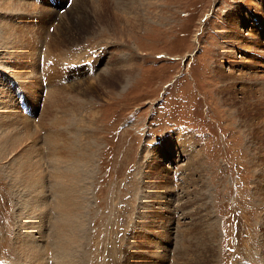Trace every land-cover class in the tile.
Returning a JSON list of instances; mask_svg holds the SVG:
<instances>
[{
  "label": "rangeland",
  "instance_id": "rangeland-1",
  "mask_svg": "<svg viewBox=\"0 0 264 264\" xmlns=\"http://www.w3.org/2000/svg\"><path fill=\"white\" fill-rule=\"evenodd\" d=\"M66 1L0 0V35L2 27L15 33L9 47L0 39V104L8 119L31 126L21 141H0V264H28L24 249L42 222L41 253L54 264L53 227L42 213H55V171L65 170L60 164L67 165L70 151L77 153L85 140L89 154L73 158V168L64 171L80 173L87 201L82 241L72 243L68 264H173L185 245L195 251L196 231L208 223L216 229L209 257L215 264H264V180L253 164L254 157L264 160V0H144L146 21L139 28L126 20L132 15L120 0L100 11L87 0L83 12L91 26L70 36L59 57L50 53L54 67L50 59L44 63L46 46L74 2L65 7ZM232 15L241 28L245 24L242 32ZM234 32L252 47L230 45ZM89 59L93 71L87 73L79 64ZM127 59L133 69L126 81L94 87L99 74ZM62 63L79 66L59 81ZM6 81L10 88H1ZM90 84L94 91L86 89ZM9 90L31 116L7 105ZM179 132L185 146L171 165L160 161L169 164L164 181L174 189L164 198L148 165ZM35 162V169L27 168ZM69 181L80 184L68 177L66 188ZM198 208L199 218L208 210V221L190 218ZM183 229L191 235L185 241Z\"/></svg>",
  "mask_w": 264,
  "mask_h": 264
},
{
  "label": "bare ground",
  "instance_id": "bare-ground-1",
  "mask_svg": "<svg viewBox=\"0 0 264 264\" xmlns=\"http://www.w3.org/2000/svg\"><path fill=\"white\" fill-rule=\"evenodd\" d=\"M86 1L87 0H74L73 4L71 5V9L69 10L68 14H62L64 16H60L58 21H57V24L55 25L54 29H53V33L50 35L49 37V40L47 41L48 45L46 46L47 48V52L49 54V58L47 57L46 55V59L44 61V63H47L48 59L51 60V64L53 63L52 66H54L57 62H55V58L52 57V54H56L58 57L60 56L61 53H63L64 51L62 50L63 48H61L63 45H65L67 43V40H70L71 37L70 36H74L75 34H79L80 35V29L83 30V31H88V24H90L91 22L87 19V16L84 14L83 10H84V7L86 5ZM90 2L92 3L93 7H95L96 11H100V7L101 6H105L108 2H110V4H117L116 2H114V0H90ZM120 3H123L124 6H128L129 7V11L128 12H125L123 10V12L126 14H129V15H132L131 17H127L126 20L132 24L134 27H137L139 28V25H141L142 21H146V8L143 9V12H142V7L144 5V0H120L119 1ZM8 3V1H7ZM19 7L21 4H18L16 3ZM57 4V3H56ZM2 5V3H1ZM121 7H122V4H120ZM7 6V5H6ZM25 8L27 7L25 4H24ZM123 6V7H124ZM20 7H23V4L20 6ZM19 7V8H20ZM145 7V6H144ZM256 7V6H255ZM110 8V7H109ZM133 9V10H132ZM259 11V10H258ZM42 12V10H41ZM100 13V12H99ZM101 15V14H100ZM235 23L238 25V28L236 29L237 31L239 30V28H241L237 22V18L232 15ZM49 18V17H48ZM240 24H242V22H239ZM74 25H77V26H74ZM74 26V27H73ZM79 26V27H78ZM91 26V24H90ZM245 26V24L242 25V28H241V32L243 31V27ZM73 27V28H72ZM17 30V29H16ZM119 30H123V31H118V32H121V33H125V29H119ZM16 32V31H15ZM71 32H73L74 34H72ZM70 34V35H69ZM19 35V36H18ZM22 34H17L16 33V36L19 38L21 37ZM14 37H15V33L13 32L12 33V29L10 28H4L2 27V30H1V35H0V39L2 40L3 43H6L7 46L6 47H9V45L11 46L12 45V40H14ZM249 37V36H248ZM228 43L230 45H236V46H247L249 49L252 47V43L247 41L246 39L247 38H244L243 36L241 37L239 35V33L237 34L236 32H234V34L230 33L229 36H228ZM259 40V39H258ZM1 43V41H0ZM227 43V42H226ZM3 48V47H2ZM5 48V47H4ZM246 49V48H245ZM253 50V48L251 49ZM255 50V49H254ZM248 51V50H247ZM56 52V53H55ZM233 53V52H232ZM132 57V56H131ZM130 57V58H131ZM245 58V57H244ZM133 59V57L131 58ZM131 59H127L126 61H122L121 62L118 60L116 61V65L118 64V67L117 69H113V70H105L103 73L99 74L98 75V81H97V84L96 86L90 84L88 86H86L89 91H94V87L95 88H98V87H101V88H107L109 85H116L118 84L120 81L124 80L126 81L127 80V76L131 73V70L133 69L132 67V63H130ZM246 59V58H245ZM61 60V59H60ZM247 60V59H246ZM234 61V60H233ZM248 61V60H247ZM246 61V62H247ZM50 61H48L49 63ZM245 62V63H246ZM47 63V64H48ZM232 65V63H231ZM58 66V65H57ZM45 67V66H44ZM48 67L51 68V66L48 65ZM55 67V66H54ZM252 67V66H251ZM49 69V68H48ZM45 70V69H44ZM54 70V69H53ZM233 70V69H232ZM221 72V71H220ZM223 73V72H221ZM18 74V73H17ZM48 74V73H47ZM132 74V73H131ZM219 74V73H218ZM217 74V75H218ZM225 74V73H224ZM228 74V73H227ZM226 76V75H225ZM243 77V76H242ZM8 81L3 82V84L1 85V88H5L8 84ZM94 86V87H93ZM263 86V84H262ZM246 87V86H245ZM7 88H10V86H7ZM72 90L74 89H77V85H73L72 87ZM264 88V87H263ZM58 89V88H57ZM56 89V90H57ZM79 90H82L81 88H79ZM245 90V89H244ZM53 90H51L49 92V94L52 93ZM243 91V90H242ZM263 95H264V89L261 90ZM69 92V91H68ZM57 94H60V92H57ZM5 95L8 97V102H7V105H17V100H14L13 98V93H11V91L9 90L8 93H5ZM17 99V98H16ZM57 100V99H55ZM2 101V100H1ZM0 101V102H1ZM58 101V100H57ZM10 102V103H9ZM9 103V104H8ZM56 105V104H55ZM5 108H3L2 104H0V141L1 142H4V141H8V140H11V139H20V141L22 140V136L21 135H24L25 132H31L30 131V127L29 126V123L24 121L25 125L24 126H20L21 123L20 122H17V121H12L11 119H8L9 116H5L4 115V110ZM50 118V117H49ZM51 118H53V116H51ZM55 118V117H54ZM249 118V117H248ZM53 121V120H52ZM53 122H56V121H53ZM246 123V122H244ZM249 123V122H248ZM7 126L8 129L6 128H3L4 126ZM23 125V124H22ZM250 125H252L250 123ZM3 126V127H2ZM2 127V128H1ZM28 129V130H27ZM251 130V129H250ZM33 132V131H32ZM251 133L252 135V132L249 131V134ZM255 133V132H254ZM34 134V133H33ZM28 135V134H27ZM187 136V134H185ZM255 135V134H254ZM26 136V135H25ZM24 136V137H25ZM181 136V133L179 132L178 135H176V137H173L172 139H170L168 141V143H166V147L167 148H163V146H161L160 148L158 147L156 149V154L154 156V159L151 158V163L148 165V167L150 166L151 169H155L152 173L150 172L149 176H156L155 178V184L158 189V192L160 191V194H162L161 196L166 198L167 195L169 194L168 191L171 193L172 189H173V186L171 187V185H168L166 184V182L164 181V176L166 177V175H168L169 173V167L168 166L170 163L173 162L174 160V156H175V152H178V150L181 149V147L184 145L185 146V139H182L180 138ZM256 136V135H255ZM254 136V137H255ZM253 137V136H252ZM186 138V137H185ZM188 138V137H187ZM187 140V139H186ZM260 139H258V137H256V141H259ZM86 143L83 144V146L81 148H79L78 152L77 153H74V148L72 151H70L72 154H70V157H72L71 159L69 158V162H67V165H64V164H60V166L64 167L65 170L68 171V169L70 168H73V164L71 165V167L69 166L70 163H73L72 161L74 160L73 158H77V159H81L82 157H84V154L83 152H86L89 154V142L87 140H85ZM57 142V140H56ZM258 145V143H257ZM165 146V145H164ZM259 147V146H258ZM164 149L166 151H164ZM189 149V148H188ZM1 150V148H0ZM84 150V151H83ZM189 151V150H187ZM3 153L2 152V156H3ZM85 153V154H86ZM192 153V152H191ZM87 155V154H86ZM85 155V156H86ZM193 155V154H192ZM5 156V155H4ZM3 156V158H4ZM8 156V155H6ZM164 159H167L169 164L165 165V164H161L160 161H163L164 162ZM255 159V162L253 163L255 166H259L260 167V170H259V173H258V176L260 177V179L264 180V160L260 161L258 157H254ZM66 160V159H65ZM28 162V161H27ZM76 162V160H75ZM82 162V161H81ZM85 162V161H84ZM165 162V163H166ZM80 163V162H78ZM34 164H37L36 162L35 163H32V164H29V166L27 168H30V170L32 169H35L36 165ZM192 165H194V163H191ZM27 165V164H26ZM52 165V163H51ZM57 166V164H54ZM171 165V164H170ZM178 165V164H176ZM176 165H174L173 167V171L175 170V173H176ZM76 166V165H75ZM25 167V166H24ZM23 167V169H24ZM53 167V166H52ZM81 167V165H80ZM181 165L178 166V168H180ZM21 168V167H20ZM85 168V167H84ZM88 168V167H87ZM51 169V168H50ZM55 169V168H54ZM53 169V170H54ZM183 168H180L179 170H182ZM259 169V168H258ZM14 170V169H13ZM52 170V171H53ZM65 170L63 171H60L57 169V171H55V174H54V178L57 179V182L55 181L54 183L55 184H52L54 187H55V191L53 188H51V190L54 192V194L58 197L57 199L54 200L53 203L51 204H54V208H52V211L54 210V214L53 216H49L50 214H46V213H42L43 216H44V219L47 218L48 220V224L52 225L51 227H53V229L51 231L53 232H50L51 235H48V236H52V242H53V245H54V249L52 250L53 253V259H54V264H68L67 262V253H70V250L72 248V243L73 242H77L78 244L82 241V236L80 235V232L82 230V228L84 227L85 229V220H84V213H83V204L86 203L87 201L85 200V197H84V194L82 193L83 191H85L86 189V186H84V184H81L83 182H80L79 179L81 177L80 173L77 172V173H74L73 175H70V174H67L68 172H64ZM164 170V171H163ZM184 170V169H183ZM23 171V170H22ZM37 171V170H36ZM74 171V170H73ZM78 171V170H77ZM26 172V171H25ZM38 172V171H37ZM178 172V171H177ZM189 172V171H188ZM32 173V172H31ZM86 173V172H85ZM165 173V174H164ZM187 173V172H186ZM30 174V173H29ZM33 174V173H32ZM31 174V175H32ZM193 174V172H192ZM25 175V174H23ZM37 175V174H36ZM39 175V173H38ZM53 175V174H52ZM163 176V177H161ZM184 176V175H183ZM188 176V175H187ZM68 177H72V179H76L80 182L79 186L78 185H73L72 182L70 183V181L68 182L67 184V187L65 186L66 184V181L68 179ZM44 178V177H43ZM35 179V178H34ZM84 179V178H82ZM258 179V180H260ZM36 180V179H35ZM47 180V179H46ZM85 180V179H84ZM189 180L191 182H193L192 178L189 177ZM50 181V180H49ZM75 181V180H74ZM77 181V182H78ZM31 183V182H30ZM53 183V182H52ZM36 184V183H35ZM154 184V185H155ZM47 185V184H46ZM34 186V185H33ZM40 186V185H39ZM38 186V187H39ZM76 186V187H74ZM264 186V185H263ZM263 186H260L262 189L264 188ZM260 187L258 186L257 189L258 191L260 190ZM33 188V187H32ZM36 188V186H35ZM175 188H178V186H176ZM50 189V188H49ZM256 189V188H255ZM174 190V189H173ZM36 191H37V188H36ZM80 191V192H79ZM157 192V190H156ZM163 192V193H162ZM83 194V195H82ZM36 197V196H35ZM161 200V199H160ZM166 200V199H165ZM165 200H161V201H165ZM187 200V199H186ZM189 202V201H187ZM159 204V203H158ZM201 204V203H200ZM203 204V202H202ZM201 204V206H202ZM199 205V204H198ZM161 206V205H160ZM181 204L179 205V207L181 208ZM185 206V205H184ZM200 207V206H199ZM204 207V205H203ZM202 208V207H201ZM205 208V207H204ZM35 210V209H34ZM52 211H50V213H52ZM153 212V211H152ZM199 208H198V211H196L195 213L189 215L190 218L193 219L194 217V220H195V223H199V222H204L208 221V217H209V212L207 210V216H202L203 218H199L198 215H199ZM156 213V212H155ZM45 214V215H44ZM204 214V213H203ZM168 215V214H167ZM184 217H187L188 214H183ZM42 216V217H43ZM193 216V217H192ZM39 216V218H42ZM173 217V216H172ZM163 218V217H162ZM36 219V218H35ZM38 219V218H37ZM175 219V218H174ZM40 220V219H38ZM42 220V219H41ZM46 220V221H47ZM190 221V220H189ZM45 222V221H44ZM193 222V221H192ZM213 223V222H212ZM38 224V222H37ZM46 224V223H45ZM47 224V225H48ZM186 224L187 222H182V225H185L186 227ZM196 224V225H197ZM49 225V227H50ZM181 225V223L179 224ZM36 226V225H35ZM39 226V225H38ZM40 226L43 228L44 226V223L42 222L40 224ZM33 227V226H32ZM42 228H37V230H35L38 235L35 236L33 234V236H29V245L26 247L25 250V254H26V257H28V261L27 263L28 264H47L46 260L43 259V254L41 252H43V249H42V246L41 244L39 243V241L43 240V236H44V231L42 230ZM88 228V227H87ZM174 228V227H173ZM36 229V228H35ZM24 230V229H23ZM26 230V229H25ZM33 230V229H32ZM49 230V229H48ZM56 232V235L57 237H55V232ZM184 230V229H183ZM215 226L214 224H209L206 226V227H203L201 228L200 230L197 229V240L195 241L196 245H194L196 248L194 252H189L187 251V248L190 250L189 247H187V245L184 246V252L180 254V257L179 259H174L172 260L173 261V264H215V260L216 259H210L209 257L212 255V253L214 254L215 253V245L213 243V237L214 235L216 234V231H215ZM192 231V230H191ZM30 232V231H29ZM186 233V230L184 231H180V234H179V238H180V235H181V238L180 240L182 241H185L186 239V235L188 234L189 236L190 233L187 232ZM264 237V236H263ZM33 238V239H32ZM196 239V238H195ZM264 239V238H263ZM28 240V239H27ZM50 240V239H49ZM190 240H188L187 242L189 243ZM27 242V241H26ZM42 242V241H41ZM191 242V241H190ZM193 242V241H192ZM187 243V244H188ZM194 243V244H195ZM264 243V242H262ZM23 244V243H22ZM76 244V243H75ZM16 245V244H15ZM261 245V244H260ZM259 245V246H260ZM73 246L75 247V245L73 244ZM193 246V245H192ZM191 246V247H192ZM49 248V247H48ZM262 248V247H261ZM264 248V246H263ZM192 249V248H191ZM193 250V249H192ZM72 251V250H71ZM51 252V253H52ZM48 253V251H47ZM46 253V254H47ZM194 254L195 257H198L197 259H190L192 258L191 256ZM51 255V254H50ZM65 255V256H64ZM183 256H187L188 259H182ZM215 256V255H213ZM51 257V258H52ZM72 257V255L70 256ZM163 257V256H162ZM212 257V256H211ZM50 258V259H51ZM186 258V257H185ZM72 259V258H71ZM75 259V257H74ZM27 260V259H26ZM82 260V259H81ZM131 260V259H130ZM143 260V259H142ZM147 260V259H146ZM165 260V259H164ZM145 261V260H144ZM70 262V261H69ZM134 262V261H133ZM141 262V261H140ZM161 262V261H160ZM52 263V262H51ZM131 261H127L126 259V264H130ZM146 263V262H145ZM70 264V263H69ZM73 264V263H71ZM139 264V263H138ZM147 264H150L147 263ZM152 264V263H151Z\"/></svg>",
  "mask_w": 264,
  "mask_h": 264
}]
</instances>
